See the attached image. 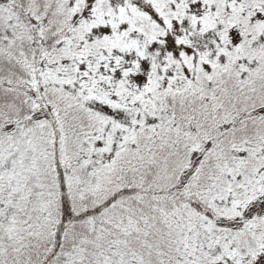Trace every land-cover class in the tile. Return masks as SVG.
<instances>
[{
	"label": "snow or ice",
	"instance_id": "obj_1",
	"mask_svg": "<svg viewBox=\"0 0 264 264\" xmlns=\"http://www.w3.org/2000/svg\"><path fill=\"white\" fill-rule=\"evenodd\" d=\"M0 264H264V0H0Z\"/></svg>",
	"mask_w": 264,
	"mask_h": 264
}]
</instances>
